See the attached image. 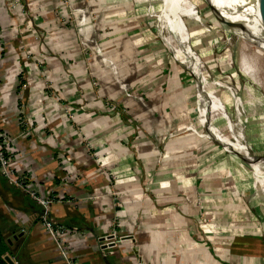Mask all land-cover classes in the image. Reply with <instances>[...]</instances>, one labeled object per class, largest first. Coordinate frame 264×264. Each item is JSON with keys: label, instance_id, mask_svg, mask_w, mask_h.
I'll return each mask as SVG.
<instances>
[{"label": "crops", "instance_id": "crops-1", "mask_svg": "<svg viewBox=\"0 0 264 264\" xmlns=\"http://www.w3.org/2000/svg\"><path fill=\"white\" fill-rule=\"evenodd\" d=\"M4 1L0 131L14 137L37 191L61 199L50 217L75 232L67 241L72 264H264V195L212 128L209 135L201 114L189 118L196 91L181 88L188 78L155 45L136 0H73L74 25L58 19L68 11L60 0H22L24 8L14 10ZM175 10L192 41L195 20ZM28 20L32 30L14 38L11 26ZM146 47L159 54L171 82L154 80L151 56L137 65ZM25 82L32 87L22 92ZM24 118L34 126L29 136L19 135ZM202 214L210 224L199 222ZM0 231L4 260L66 264L39 214L4 179Z\"/></svg>", "mask_w": 264, "mask_h": 264}, {"label": "rangeland", "instance_id": "rangeland-1", "mask_svg": "<svg viewBox=\"0 0 264 264\" xmlns=\"http://www.w3.org/2000/svg\"><path fill=\"white\" fill-rule=\"evenodd\" d=\"M60 2L68 11L66 12L65 16H61V13L57 14L59 16L58 19L63 21V17H65V20L69 24L74 25V20H76L75 18L77 17L75 16L76 7H74L73 0H60ZM175 2V6L179 10V12L181 11L180 13L182 16H185V18L189 19L193 17V19L195 20L194 24H191L190 26V29H192V32H194L193 36L191 34V37H193L191 50L195 53H198V55L201 54V56H199L201 66H199L198 69L200 67L202 68V71H204L208 80L215 82L216 84L227 85L229 91L231 90L233 94L237 95L240 101V107L238 109H236L237 106L235 107V100L231 97L232 92L220 89L217 93L219 99L225 106L226 114L231 118V120L235 121V119L238 118V114L240 115V124L237 129L242 128V134L244 138L243 143L247 144L250 155H264V120L261 119L262 114H264V58H260L259 60H257V63L255 62L256 66L259 67V72H261L258 75L259 79L257 78V85L255 82H253L246 76L241 75V73L239 72V65L242 59L241 56L243 55V57H251L250 55L253 54L255 49L248 47L249 43L244 41L242 37L235 34L236 32H234V28L231 27L232 23H228V21H226L215 8H211L207 0H175ZM140 6L142 7L144 5ZM91 18L89 20H91ZM199 20H201L204 24L199 23ZM25 23L24 26L21 27L19 37L23 36L27 31L30 32V30L27 29ZM149 23L150 22L147 21L145 24L148 25L150 33L152 34L151 36H153V38H156L155 40L157 42L155 43V45L157 44V46H164L167 51H165L164 53L165 56H167L169 63L174 64V66H176L178 70H180L179 72L181 75V79L188 78V82L187 80L181 82V88L185 90L184 92H186L187 90H190V86V88L196 91V94L193 98L194 104L191 103V105L188 107V110L190 112L188 116L189 118H193L194 116H198L197 118H199L200 109L197 105V82L195 81L197 77L195 78V76L193 75V71H191L186 66L179 63L177 59H175L174 47L173 49L168 48L165 42H163L157 36L158 34L155 32L154 28L150 26ZM78 41L81 50H83L84 53H88L86 52L85 45L81 43L80 40ZM153 50L154 49H151L150 47L143 48L141 52H147V55L141 53V55H143V58L141 60H138L137 65L141 64L139 61L143 63L145 60L149 59V56H151V58L153 59H151L150 62L155 63L151 64V66L156 67V70L159 69V72H156L159 73L157 75L159 78L154 80H156L158 84L161 82H171L173 78L170 80V76L162 71L163 69H165L164 66H162V64L160 65L159 62H157L160 60V56L159 54L157 55L155 51L153 53ZM89 56H91L92 60L94 59L92 53H90ZM144 56L146 58H144ZM29 57L31 56L29 55ZM183 99H188L187 97H185V93L183 94ZM205 114L208 118L206 110ZM72 126L79 134V132L77 131V129H79V126L77 124H72ZM198 129L200 131L199 127ZM222 132L230 139H233L234 134H229L225 126H222ZM28 133L29 135H31L33 132L30 131ZM82 141L86 146L88 145L86 143L87 141H84V139ZM214 143L218 144L215 140ZM88 154H93V151H88ZM228 155H230L231 160L233 161L234 155L232 153ZM234 166L238 168L237 165L234 164ZM224 176L222 178H224ZM206 219H208L206 215L202 214L199 217V222H203V224L207 222L205 224H210Z\"/></svg>", "mask_w": 264, "mask_h": 264}, {"label": "bare ground", "instance_id": "bare-ground-1", "mask_svg": "<svg viewBox=\"0 0 264 264\" xmlns=\"http://www.w3.org/2000/svg\"><path fill=\"white\" fill-rule=\"evenodd\" d=\"M209 1L210 6L215 8L228 23H232L231 27L234 28L235 34L248 42V47L255 49L253 54L250 55L251 57H243V53L241 54L242 59L239 65V72L258 85L257 78L261 72H259V67L256 66V61L264 58V8L258 4V0ZM136 2L139 5H144L142 9L146 12L147 18L153 22H151L150 26L154 28L155 32L160 35L159 37L170 49L174 47V53L178 61L188 69L193 70L194 76L199 80V86L201 85L205 90L206 93H203L202 102L205 105L208 120L201 106L200 114L204 119V127L207 132L211 135L212 128L222 141L225 151H230L234 154V164L250 174L255 188L264 195V162L253 163L251 161L252 156L249 153V148L247 144L243 143V130L242 128L237 129L240 124V115L238 114V118L235 121L231 120L225 112V106L217 95L220 89L228 92L232 91H229L227 85L216 84L208 80L202 68L198 69L201 66V62L194 57L200 60L199 56L201 54L198 55V53L191 50L192 41L188 32L189 30L184 20L176 13L173 1L136 0ZM231 97L235 100V107L237 106L236 109H238L240 101L237 95L232 92ZM197 104L199 105V96L197 97ZM261 119L264 120V114H262ZM222 126L227 128L229 134H234L233 139H230L222 132ZM255 156L264 155L256 154ZM246 159H250L249 163L245 162Z\"/></svg>", "mask_w": 264, "mask_h": 264}, {"label": "built area", "instance_id": "built-area-1", "mask_svg": "<svg viewBox=\"0 0 264 264\" xmlns=\"http://www.w3.org/2000/svg\"><path fill=\"white\" fill-rule=\"evenodd\" d=\"M27 1V0H25ZM7 7L10 10H14L17 7L24 8V1L22 0H5L4 1ZM74 15V14H73ZM31 21H26L25 25L27 29L32 30V23ZM21 28L16 24L11 26V33L14 34L13 37L16 38L17 34H20ZM17 33V34H16ZM0 45H1V32H0ZM26 59H29V53H25ZM40 72V71H39ZM42 77V76H41ZM44 79V78H43ZM42 84L46 90L50 91L51 93V85L52 82L49 80L44 79ZM32 84L25 83L21 84V90H26L27 88H31ZM22 92H19V109H25L24 103V95ZM65 114H67L68 119L74 123L76 118L75 115L69 112L67 108H64ZM34 126L33 124L27 119L24 118L21 122V130L20 136H28V132H33ZM79 134L81 135L82 132L77 129ZM0 174L5 178L7 183L14 188L21 191L25 194L30 200H32L35 204H37L41 209L42 213L39 215V222L40 225L45 232V234L57 245L59 252L62 255L63 260L66 264H72L70 258H68L67 254V241L70 238L75 236V232L70 228L65 226H61L59 224L54 223L50 217V209L51 207L61 202V199L58 197L53 196L52 194L42 195L36 189L35 180L31 174V172L24 168L21 163L18 161L15 151V141L14 137L8 135L7 133L0 131ZM110 178L113 179L114 177L110 175ZM12 264H18L17 262H13Z\"/></svg>", "mask_w": 264, "mask_h": 264}, {"label": "trees", "instance_id": "trees-1", "mask_svg": "<svg viewBox=\"0 0 264 264\" xmlns=\"http://www.w3.org/2000/svg\"><path fill=\"white\" fill-rule=\"evenodd\" d=\"M2 176V175H1ZM3 177V176H2ZM3 179H4V181H6L5 180V178L3 177ZM3 179L2 178H0V181L1 182H3ZM6 183H7V181H6ZM11 188H13V189H15V190H18V189H16V188H14L13 186H11V185H9ZM19 191V190H18ZM21 192V191H20ZM22 193V192H21ZM23 194V193H22ZM25 197H26V203H27V205H29L31 208H33V209H35L36 210V212L40 215L41 213H42V209L37 205V204H35L32 200H30L25 194H23ZM56 224H59V223H56ZM59 225H61V224H59ZM61 226H64V225H61ZM65 227H67V226H65ZM67 228H69V227H67ZM8 246H7V244H6V242L4 241V239H3V237H2V235H1V231H0V264H7L6 262H5V260H4V258H3V255H4V253L6 252V251H8Z\"/></svg>", "mask_w": 264, "mask_h": 264}, {"label": "water", "instance_id": "water-1", "mask_svg": "<svg viewBox=\"0 0 264 264\" xmlns=\"http://www.w3.org/2000/svg\"><path fill=\"white\" fill-rule=\"evenodd\" d=\"M208 2H210L209 0H207ZM258 4L264 8V0H258ZM211 8H213L211 6ZM196 60L200 61L199 58L197 59L196 57H194ZM193 71V70H191ZM194 75V74H193ZM196 78V76H195ZM195 81L197 82L196 83V90H197V95L199 96V109H200V106L202 105V99H203V93L205 94L204 90H202L203 88L201 87V85L199 86V81H198V78L195 79ZM218 141V140H217ZM250 160V159H249ZM249 160H245V162H248ZM251 161L254 163V162H264V156H252L251 157ZM251 162V163H252ZM249 163V162H248ZM5 260L9 263V264H12L8 261V258H5Z\"/></svg>", "mask_w": 264, "mask_h": 264}]
</instances>
